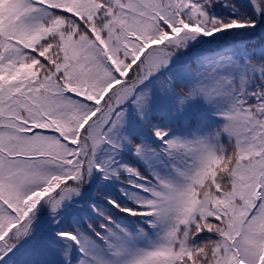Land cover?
I'll list each match as a JSON object with an SVG mask.
<instances>
[{
  "label": "snow or ice",
  "instance_id": "6c2138e0",
  "mask_svg": "<svg viewBox=\"0 0 264 264\" xmlns=\"http://www.w3.org/2000/svg\"><path fill=\"white\" fill-rule=\"evenodd\" d=\"M0 264H264V0H0Z\"/></svg>",
  "mask_w": 264,
  "mask_h": 264
}]
</instances>
